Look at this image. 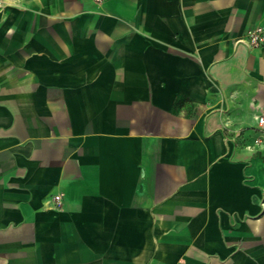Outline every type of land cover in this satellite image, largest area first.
Listing matches in <instances>:
<instances>
[{"label":"crops","instance_id":"crops-1","mask_svg":"<svg viewBox=\"0 0 264 264\" xmlns=\"http://www.w3.org/2000/svg\"><path fill=\"white\" fill-rule=\"evenodd\" d=\"M4 2L0 264H264V0Z\"/></svg>","mask_w":264,"mask_h":264},{"label":"built area","instance_id":"built-area-1","mask_svg":"<svg viewBox=\"0 0 264 264\" xmlns=\"http://www.w3.org/2000/svg\"><path fill=\"white\" fill-rule=\"evenodd\" d=\"M100 1V0H96ZM4 0H0V9L4 7ZM245 39L247 41V44L251 48H257L264 44V26L263 25H257L251 29H249L246 32ZM257 133L252 137L251 140L247 141L245 143V147L248 149H252L255 145H258L262 141V132L264 129V116L263 115H257ZM61 201L60 195L56 194L54 195V203L59 204Z\"/></svg>","mask_w":264,"mask_h":264}]
</instances>
